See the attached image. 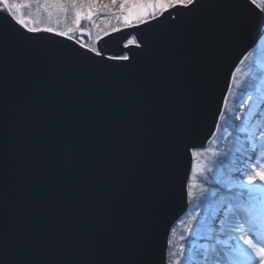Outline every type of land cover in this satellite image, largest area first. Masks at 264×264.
Masks as SVG:
<instances>
[{
    "label": "snow or ice",
    "instance_id": "1",
    "mask_svg": "<svg viewBox=\"0 0 264 264\" xmlns=\"http://www.w3.org/2000/svg\"><path fill=\"white\" fill-rule=\"evenodd\" d=\"M33 3L50 18L71 15L74 26H29L25 9ZM109 14L123 22L105 33L115 46L76 38L82 21ZM120 32L123 38L113 35ZM245 36L253 44L239 63L264 40V0H0V264H157L153 234L175 194L181 160L204 154L192 139L211 109L225 52ZM235 79L230 73L229 86ZM254 99L245 93L234 110L222 101L212 113L217 138L231 146L197 164L203 184L194 214L165 264H201L197 257L202 264H264V120H253ZM117 114L111 174L136 166L135 202L112 219L98 208L87 228L58 225L47 202L33 196L35 145L60 117L102 116L103 133ZM193 173L180 182L186 205L197 186ZM194 238L207 243L197 247Z\"/></svg>",
    "mask_w": 264,
    "mask_h": 264
},
{
    "label": "water",
    "instance_id": "2",
    "mask_svg": "<svg viewBox=\"0 0 264 264\" xmlns=\"http://www.w3.org/2000/svg\"><path fill=\"white\" fill-rule=\"evenodd\" d=\"M248 7L259 11L254 5ZM113 35L123 38V32ZM105 39L112 40V36H103L98 41L103 44ZM66 43L72 44L71 41ZM117 43L119 41L112 40V46ZM252 44L253 38L245 36L225 52L214 78L211 109L192 139L196 150H205L215 137L217 132L213 127L215 120L212 113L217 111L222 101L226 103L232 89L228 77L230 73L235 75L237 70L234 71V68L242 64L239 63L241 54ZM75 47L79 48V45ZM119 120V115H114L112 127L103 133L102 116L76 121L60 117L44 129L40 143L34 148L32 191L36 199L47 202L48 211L58 225L87 228L95 219L98 208H103L105 217L112 219L135 202L140 192L136 166L125 163V173L121 177L113 176L110 169V158L120 134ZM28 135L26 127L25 138ZM129 144H134V137H129ZM125 159L132 160V155L127 154ZM193 163L194 158L190 155L182 158L175 194L163 222L154 231L157 264H165L173 228L189 211L190 205H186L180 194V182L191 178ZM23 171L24 164L21 162L22 174Z\"/></svg>",
    "mask_w": 264,
    "mask_h": 264
},
{
    "label": "rangeland",
    "instance_id": "3",
    "mask_svg": "<svg viewBox=\"0 0 264 264\" xmlns=\"http://www.w3.org/2000/svg\"><path fill=\"white\" fill-rule=\"evenodd\" d=\"M25 15L26 19L29 21V26L35 24L38 27L55 26L61 29L74 26L73 17L71 15L67 18L62 15H53L50 18L48 14L43 11L42 3L40 5L33 3L31 8L25 9ZM115 27H123V22L118 21L115 15L109 14L106 17L94 18L92 22L82 21L80 29L75 35L76 38L82 41V43L95 46V43L99 38L104 36L105 33L112 32V29ZM81 32H83V35H81ZM262 58H264V40L261 45L257 47L251 55H249L248 60H245L241 64L235 75V84L232 86V90L227 101V108H232L234 110V107H238L239 103L244 101L245 93L253 95L255 99L252 107L255 112L258 113L257 116L253 117L254 122L256 120H264V103H260L261 100H264V95L258 96L264 87V76L261 75L264 74V65L261 63ZM236 85H240V87L238 88ZM241 88L243 90H241ZM227 108L225 110V114L230 117L231 112H228ZM217 137L218 133L211 141L208 148L201 151L204 154L199 158H194L193 170L195 169V174L197 176V186L193 188L194 195L190 204V211L188 215L173 229L170 239L172 244L170 246L169 253H177L179 245L184 243V241H181L180 237L187 235L185 229L188 226L191 216L194 214L195 205L197 203L196 197L200 191L199 186L203 184L202 179L199 177V168L196 167L197 164L207 163L208 159L211 158V153L213 151L222 152L225 148L231 146L230 141H222ZM193 174L194 173L192 171L191 177ZM189 243H194L197 247H199L200 245L207 243V241L194 238ZM176 258L177 257L175 255L171 256L172 260ZM197 260L202 264V257H197Z\"/></svg>",
    "mask_w": 264,
    "mask_h": 264
},
{
    "label": "bare ground",
    "instance_id": "4",
    "mask_svg": "<svg viewBox=\"0 0 264 264\" xmlns=\"http://www.w3.org/2000/svg\"><path fill=\"white\" fill-rule=\"evenodd\" d=\"M264 95V87L263 90H261V93L258 96Z\"/></svg>",
    "mask_w": 264,
    "mask_h": 264
}]
</instances>
